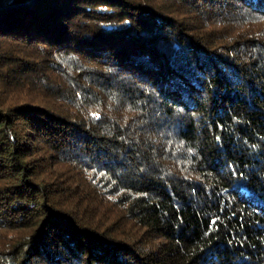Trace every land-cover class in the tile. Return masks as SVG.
Returning <instances> with one entry per match:
<instances>
[{"label":"trees","instance_id":"1","mask_svg":"<svg viewBox=\"0 0 264 264\" xmlns=\"http://www.w3.org/2000/svg\"><path fill=\"white\" fill-rule=\"evenodd\" d=\"M28 1L0 9V264H264V0Z\"/></svg>","mask_w":264,"mask_h":264},{"label":"built area","instance_id":"2","mask_svg":"<svg viewBox=\"0 0 264 264\" xmlns=\"http://www.w3.org/2000/svg\"><path fill=\"white\" fill-rule=\"evenodd\" d=\"M12 0H0V8L7 6Z\"/></svg>","mask_w":264,"mask_h":264},{"label":"water","instance_id":"3","mask_svg":"<svg viewBox=\"0 0 264 264\" xmlns=\"http://www.w3.org/2000/svg\"><path fill=\"white\" fill-rule=\"evenodd\" d=\"M35 0H29L27 4L23 5V6H29L31 3H33ZM10 4V3H9ZM8 4V5H9ZM7 7H1L0 9H6Z\"/></svg>","mask_w":264,"mask_h":264},{"label":"snow or ice","instance_id":"4","mask_svg":"<svg viewBox=\"0 0 264 264\" xmlns=\"http://www.w3.org/2000/svg\"><path fill=\"white\" fill-rule=\"evenodd\" d=\"M93 115L98 117V114L97 113H93ZM241 175H243V173H241Z\"/></svg>","mask_w":264,"mask_h":264}]
</instances>
